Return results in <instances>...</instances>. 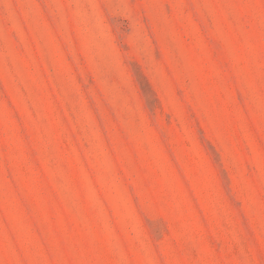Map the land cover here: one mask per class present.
I'll return each instance as SVG.
<instances>
[{"label":"rangeland","instance_id":"374dc122","mask_svg":"<svg viewBox=\"0 0 264 264\" xmlns=\"http://www.w3.org/2000/svg\"><path fill=\"white\" fill-rule=\"evenodd\" d=\"M0 264H264V0H0Z\"/></svg>","mask_w":264,"mask_h":264}]
</instances>
